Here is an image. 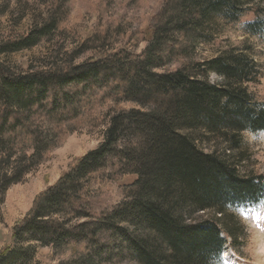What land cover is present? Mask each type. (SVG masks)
Wrapping results in <instances>:
<instances>
[{
    "label": "trees",
    "instance_id": "obj_1",
    "mask_svg": "<svg viewBox=\"0 0 264 264\" xmlns=\"http://www.w3.org/2000/svg\"><path fill=\"white\" fill-rule=\"evenodd\" d=\"M48 1L26 33L0 40V55L36 47L61 30L69 0ZM242 1L164 0L139 54L106 49V34L96 33L27 70L0 61V215L7 190L68 135L105 126L101 143L13 225L0 264H31L40 247L67 255L56 264H212L227 238L236 239L222 226L224 209L259 202L264 176H242L227 153L239 147L242 132L264 131V104L244 86L258 80L251 61L229 55L199 62L195 41L211 16L233 14ZM210 73L222 84L210 83ZM212 142L220 144L207 150ZM124 175L136 178L122 200L96 212L95 182ZM208 210L211 219H198Z\"/></svg>",
    "mask_w": 264,
    "mask_h": 264
},
{
    "label": "rangeland",
    "instance_id": "obj_2",
    "mask_svg": "<svg viewBox=\"0 0 264 264\" xmlns=\"http://www.w3.org/2000/svg\"><path fill=\"white\" fill-rule=\"evenodd\" d=\"M164 0H69L68 15L61 30L48 41L31 49L0 55L3 61L17 69L27 70L50 60L59 50H71L82 40L96 33L106 34V49H127L139 54L146 45L155 16ZM50 6L48 0H0V40L7 33H26ZM233 14H217L204 25L202 36L195 41V59L199 62L217 56H244L254 65L258 80L244 84L253 102L264 104V0H243ZM255 25V27L253 26ZM87 52L77 59L88 58ZM210 73L209 81L220 85L223 79ZM110 107H95L99 117ZM119 108H138L133 103H121ZM102 124L84 126L68 135L62 144L50 152L46 160L29 173L21 183L11 186L5 195L0 215V252L12 245V227L23 218L35 197L53 185L74 161L93 150L102 141ZM210 143L207 150L215 145ZM242 176H264V131H245L239 147L227 153ZM134 175L112 176L94 184L93 208L96 212L111 208L122 200L125 185ZM223 227L234 232L236 239L227 238L220 256L212 264H264V196L257 203L227 206ZM213 211L197 214L198 219H211ZM219 216V215H216ZM224 236V235H223ZM67 255H54L50 247H40L31 264H56ZM135 264V263H121Z\"/></svg>",
    "mask_w": 264,
    "mask_h": 264
},
{
    "label": "clouds",
    "instance_id": "obj_3",
    "mask_svg": "<svg viewBox=\"0 0 264 264\" xmlns=\"http://www.w3.org/2000/svg\"><path fill=\"white\" fill-rule=\"evenodd\" d=\"M212 75L215 77V75H216V74H215V73H213ZM220 79H223V77H220Z\"/></svg>",
    "mask_w": 264,
    "mask_h": 264
}]
</instances>
